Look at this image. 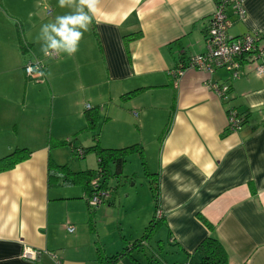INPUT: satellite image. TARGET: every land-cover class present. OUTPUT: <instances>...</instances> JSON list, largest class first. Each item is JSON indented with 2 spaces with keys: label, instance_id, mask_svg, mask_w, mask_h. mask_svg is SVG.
Segmentation results:
<instances>
[{
  "label": "crops",
  "instance_id": "0c3cea01",
  "mask_svg": "<svg viewBox=\"0 0 264 264\" xmlns=\"http://www.w3.org/2000/svg\"><path fill=\"white\" fill-rule=\"evenodd\" d=\"M214 1L100 0L75 55L45 58L44 76L34 81L23 70L27 59L44 57L42 25L72 10L59 0H0V157L30 151L0 171V264H106L118 252L124 255L113 264H199L197 247L208 236L218 239L229 264H264V74L246 64L238 78L225 69L170 74L204 52ZM241 1L245 18L229 9L228 34L264 35V0ZM138 30L137 40L124 39ZM206 80L227 83L228 97L218 99ZM86 104L98 108L93 130L86 129ZM232 107L246 114L236 131L227 129ZM57 140H72L75 149L97 142L156 151L157 176H150L158 183V209L152 198V216L133 241L119 235L105 243L104 212L115 205L120 183L112 191L107 178L109 197L92 208L79 180L48 179L49 161L76 173L97 167L94 153L71 160L68 144L50 145ZM154 209L162 220L142 237ZM154 236L142 263L135 256L146 255L143 246ZM26 246L42 252L37 261L21 256Z\"/></svg>",
  "mask_w": 264,
  "mask_h": 264
},
{
  "label": "built area",
  "instance_id": "2783aa9c",
  "mask_svg": "<svg viewBox=\"0 0 264 264\" xmlns=\"http://www.w3.org/2000/svg\"><path fill=\"white\" fill-rule=\"evenodd\" d=\"M215 10L209 17L208 24L205 26V50L202 53L191 55L185 64L179 65L170 70L172 77L178 78L186 68H195L212 73L216 69H225L231 75V78L240 76V69L243 64L249 65L258 75L264 74V35L259 32H248L241 35H230L228 29L231 27L232 20L228 13L232 9L241 20L245 18V8L241 0H215ZM49 12V11H48ZM45 58H57V56H45L41 58L27 59L24 64V73L26 78L34 81H40L45 73ZM29 69H32L30 71ZM43 73V75H38ZM204 85L212 90L218 99L225 100L228 97L229 86L227 83H217L206 80ZM87 109L91 108L86 104ZM227 114V129L236 131L240 129L245 120L246 114L239 112L236 108H230ZM82 149H76L75 153L79 157L83 156ZM96 176L90 181L89 191L86 194V200L89 207L100 205L104 199L109 197L108 188L101 185L102 176L96 172ZM101 176V177H100ZM162 212L156 210V218L162 217ZM68 232H73L74 227L68 226ZM21 256L27 260L37 261L40 257V250L30 247H24L20 252ZM52 258L58 260V255L51 254Z\"/></svg>",
  "mask_w": 264,
  "mask_h": 264
},
{
  "label": "trees",
  "instance_id": "16d2710c",
  "mask_svg": "<svg viewBox=\"0 0 264 264\" xmlns=\"http://www.w3.org/2000/svg\"><path fill=\"white\" fill-rule=\"evenodd\" d=\"M141 36V31L138 30L137 32L130 33L124 35V39L126 40H137ZM185 64V63H182ZM98 108H90L86 112L87 117V128L93 130L96 126V122L98 119ZM50 142V141H49ZM68 144L71 149L73 150L74 154L76 149L73 146L72 140H57V141H51V146H61ZM83 150L82 153H94L97 157V167L96 169H87L84 171L74 172L71 171L69 166L66 164H56L52 161H49L48 167V179L52 180H58L59 178L64 182H75L80 181L84 184V187L86 190L89 191V184L90 181L96 176V172H100L102 176L101 185L103 188H106L107 184V178L109 173L110 164H114L116 167V173H119L121 171V168L123 166V163H125V158L127 155L138 152L142 153L140 151L141 146L137 143L129 144L123 147L118 148H104L101 147L97 142L93 145H90L85 148H81ZM30 151L27 148H16L13 151L9 152L6 155H3L0 157V171H5L10 169L11 167H14L16 163L24 160L29 156ZM145 175L149 176L148 172H145ZM151 175V174H150ZM155 177L157 176L156 174ZM100 176V177H101ZM158 183L156 180L153 181L152 189H153V199L156 202V209H158L157 201H158ZM156 209H154V215L152 219L148 222V225L145 227L144 232L142 234V237H149V234H152V232L155 229V226L158 222L162 220V217L156 218ZM201 221L204 222V224L209 228H211L210 223L204 220V218H201ZM197 250L200 252V261L199 264H229L226 251L224 247L220 244L217 238L214 236H208L204 238L200 244H198ZM123 254V252H118L116 254H113L112 256H109L106 258V264H113L117 261Z\"/></svg>",
  "mask_w": 264,
  "mask_h": 264
},
{
  "label": "rangeland",
  "instance_id": "374dc122",
  "mask_svg": "<svg viewBox=\"0 0 264 264\" xmlns=\"http://www.w3.org/2000/svg\"><path fill=\"white\" fill-rule=\"evenodd\" d=\"M96 68L99 69L98 66ZM129 145V144H128ZM152 146V145H151ZM154 150V149H153ZM155 150H148L143 154L133 152L126 156L125 163L121 168V171L117 174L116 167L114 164H110L111 174L108 175V186L112 191H115L118 183L117 194L114 192L115 199L113 200L114 206H109L105 215L110 218H106V222L102 227L105 230L104 233L108 234V237H105V243L107 246H111L112 242H118L120 240L119 235L126 236L127 239H132L133 241L136 237L133 235L136 232L142 233V220L145 218H151L152 209H153V177L150 174L155 173L156 162L155 161ZM70 154L71 160L74 161H83L84 158ZM89 155V153H88ZM86 155V157L88 156ZM92 158L93 155H90ZM73 163V162H72ZM76 168V166H74ZM148 172L149 176L145 175ZM153 175V174H152ZM118 196V197H117ZM117 217H122L120 220V225L114 222ZM110 220V222L108 221ZM117 227V229L115 228ZM122 232V233H121ZM131 234V236H129ZM137 235L138 238L140 235ZM134 237V238H132ZM156 240L158 237H152L146 241V245L143 246L146 255L143 253L135 257H139L142 263L146 262V258H149L151 252L153 251V246H155ZM111 242V243H110ZM127 245V244H126ZM126 262H129V258L125 257Z\"/></svg>",
  "mask_w": 264,
  "mask_h": 264
},
{
  "label": "clouds",
  "instance_id": "9594fccd",
  "mask_svg": "<svg viewBox=\"0 0 264 264\" xmlns=\"http://www.w3.org/2000/svg\"><path fill=\"white\" fill-rule=\"evenodd\" d=\"M99 5L100 0H59L61 8L67 7L72 11L57 16L54 22L42 25L40 40L43 42L41 51L44 55H75L84 33L90 30L94 18L97 17Z\"/></svg>",
  "mask_w": 264,
  "mask_h": 264
}]
</instances>
